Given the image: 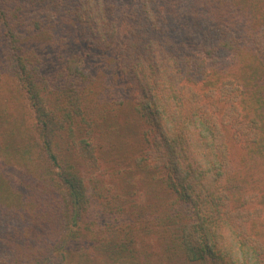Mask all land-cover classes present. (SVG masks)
<instances>
[{
    "label": "trees",
    "instance_id": "1",
    "mask_svg": "<svg viewBox=\"0 0 264 264\" xmlns=\"http://www.w3.org/2000/svg\"><path fill=\"white\" fill-rule=\"evenodd\" d=\"M261 21L264 0H0V264H154L150 236L155 264H264V95L239 82Z\"/></svg>",
    "mask_w": 264,
    "mask_h": 264
},
{
    "label": "rangeland",
    "instance_id": "2",
    "mask_svg": "<svg viewBox=\"0 0 264 264\" xmlns=\"http://www.w3.org/2000/svg\"><path fill=\"white\" fill-rule=\"evenodd\" d=\"M121 2L123 3V5L127 4V0H121ZM38 15H39L40 18L42 17L40 9H39V12H38L37 16ZM256 22L252 23L253 26H255ZM256 33L258 35V48L261 49L259 55L264 58V21L260 22L258 29H256ZM259 68L263 70V74L260 72L261 75L257 76V78H256V76L248 75L246 73V72H250L251 69L248 70V71H245V69H249V68H244V70L242 71L243 73L241 75L245 76L246 79H242V77H241V80H239V82H241L242 84H246L247 86L251 85V84H253V85L260 84L261 85V87H260L261 89L257 93H260L261 95H264V68H262V67H259ZM2 69H6V67L0 61V75L1 76L3 75V70ZM235 73H237V72H235ZM237 74L240 75L239 73H237ZM234 77L232 76V78H234ZM241 88H242L241 90L243 91L244 95L248 96L250 94L251 90H249L247 87H245L244 85H241ZM241 96H242V94H241ZM6 111H7L9 119L10 120H14L16 115H17L16 106L15 105L8 106ZM263 114H264V112H263ZM263 114L261 116H263ZM260 126H263V125L260 123ZM81 170H82V176H83L84 183H85V185L87 187V191L89 193H90V190H91V180L94 177H97V179L98 178H100V179L104 178V179H102L105 182L104 184H111V182H110L111 178L108 177V176H104V177L97 176L96 175L97 173L95 174V173L89 172V171H87L86 169H83V168H81ZM5 175L7 177H10L9 184H10V186H12L11 188L13 189L14 187H16L17 179H18L17 168L12 167V170L6 172ZM143 239H144L143 241L148 245V247H147L148 251L153 253V257L151 258V260H153L154 264L157 263L158 260H160L159 255H158L160 253V251H161L160 247H159L160 245L155 241V238H153L151 236L150 237H144ZM48 244H50V243H48ZM141 245H143V242L141 243ZM154 254L158 258V260L156 259V257H154ZM161 263L165 264L164 262H161Z\"/></svg>",
    "mask_w": 264,
    "mask_h": 264
}]
</instances>
